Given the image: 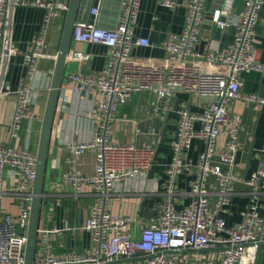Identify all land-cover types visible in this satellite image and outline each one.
<instances>
[{"label": "built area", "instance_id": "1", "mask_svg": "<svg viewBox=\"0 0 264 264\" xmlns=\"http://www.w3.org/2000/svg\"><path fill=\"white\" fill-rule=\"evenodd\" d=\"M142 0H119L117 16L108 22L100 21L97 5L80 14L73 29V41L102 44L107 47V60L102 69L71 73L77 92H96L99 105L92 110L95 127L85 141L69 144L70 171L63 181L71 184L79 194L84 186H91L96 202L91 206L83 228L91 233V246L85 250L56 251V240L73 227H38L33 264H125L124 260L142 257L146 264H185L188 252L209 250L201 264H257L260 246L264 243V153L257 169L249 177L235 171L239 150L241 116L234 110V102L241 98L247 103L264 104V97L241 91L240 72L257 70L264 73V61L258 55L257 25L264 0H245L236 20L235 38L228 52L197 48L207 0H189L182 31L170 32L165 40L166 62L141 61L132 55L137 46H150L146 36L136 35V25ZM175 7L176 0H160ZM103 4V2H102ZM18 5L40 7L44 10L39 30L30 40L24 55L27 72L16 89L6 83V72L12 49L13 12ZM68 0H0V100L15 98L16 108L10 126V136L18 137L23 118H33V88L40 67V57L50 52L47 32L51 21L64 14ZM87 13V14H86ZM73 56L81 58L82 51ZM208 63L221 64L214 70ZM155 91L170 101L177 91L195 93L205 101L199 112L182 103L178 108V124L172 136L173 156L167 167L165 198L160 213L148 220L139 236L130 229L131 219L114 213L110 197L118 182L143 175L150 169L156 148L149 143L115 141L112 121L119 107L136 91ZM196 123L200 127L196 128ZM206 144L197 162L187 157L195 137ZM225 141L220 145V140ZM90 154L93 170H81V158ZM7 167L19 172V181L12 191L19 200V214L13 215L3 207V188ZM193 169L191 183L193 199L182 208L174 201L176 182L185 171ZM37 175V155L28 148L0 143V264H25L27 227L34 183ZM209 176L216 180V190L206 186ZM243 181L251 186V203L243 211L240 222L229 226L226 212L234 194V186ZM45 192L44 196L45 197ZM44 204V203H43ZM42 204V208L44 205Z\"/></svg>", "mask_w": 264, "mask_h": 264}, {"label": "crops", "instance_id": "2", "mask_svg": "<svg viewBox=\"0 0 264 264\" xmlns=\"http://www.w3.org/2000/svg\"><path fill=\"white\" fill-rule=\"evenodd\" d=\"M175 7H168L160 0H142L141 10L136 25V35L148 37L152 45L137 46L132 55L141 61L155 60L166 62L165 40L170 32L182 31L189 0H176ZM107 7L99 19L102 22L112 21L117 16L119 0H101ZM245 0H207L202 35L197 48L201 51L214 49L228 52L235 38L236 20L244 8ZM91 0L86 1L82 13L89 12ZM44 10L36 6L18 5L13 12L12 49L6 72V83L16 89L27 67L24 55L32 37L37 33L43 19ZM87 14V13H86ZM65 13L54 18L47 32L50 52L41 55L40 67L32 83L33 118H23L18 130V137L10 136V126L16 108L12 95L0 100V143L19 148H28L37 153L42 119L46 107L47 96L51 84L56 55L58 52ZM258 38V55L264 61V5L260 11L256 28ZM75 51H82L84 56L76 58ZM108 49L97 43L73 41L65 68L61 93L54 116L50 147L48 153L45 197H43L42 213L39 225L73 227L65 230L63 236L56 240V251L64 254L68 250H85L91 246V233L83 228L91 206L96 202V194L91 186L75 193L74 187L63 181V175L70 171L69 144L73 141L88 140L95 127L92 110L100 102L99 95L88 92H77L74 83L68 80L71 73H84L100 70L107 60ZM206 66L214 70H223L221 64L208 63ZM241 91L256 93L264 97V73L251 70L240 72ZM184 103L192 111L202 110L205 101L195 93L177 91L170 100L160 98L155 91H136L121 105L112 121V138L115 141L135 143L143 146L146 143L156 148V154L149 170L143 175L120 181L110 197L111 210L131 219L130 229L139 236L141 228L152 217L158 215L163 208L167 167L173 156L172 136L178 124V108ZM234 110L241 116L242 124L239 135V150L236 154L235 171L243 177H249L257 169L260 155L264 153V104L247 103L238 98L234 102ZM196 128L200 123H196ZM225 137L220 140V145ZM205 141L201 137L192 140L187 157L197 162L200 153L205 149ZM81 170H93V158L90 154L81 158ZM196 175L193 169L185 170L177 179L176 193L173 198L178 208L191 202L193 194L191 183ZM19 181L18 170L7 167L3 188L8 192L3 198V207L13 215L19 214V200L12 191ZM206 186L216 190L214 176H209ZM251 203V186L238 181L234 186V194L228 205L226 220L229 226L240 222L243 211ZM259 203H264V194L259 195ZM259 211L264 213V208ZM262 245L260 246V250ZM260 253V251H259ZM211 253L208 250L188 252L183 255L185 264H201ZM125 264H146L142 257L124 260Z\"/></svg>", "mask_w": 264, "mask_h": 264}, {"label": "water", "instance_id": "3", "mask_svg": "<svg viewBox=\"0 0 264 264\" xmlns=\"http://www.w3.org/2000/svg\"><path fill=\"white\" fill-rule=\"evenodd\" d=\"M88 0H68V9L65 12L64 24L61 33V40L56 55V61L52 72L51 84L48 91L46 107L42 119L40 139L37 149V175L34 183L33 196L30 206V218L27 227L26 260L25 264H33L37 234L42 213L43 196L45 192V178L50 147V139L54 116L57 109L65 68L68 61L71 44L73 42V29L76 19L81 14L83 4ZM92 5L101 6V0H91ZM104 10H102L103 12Z\"/></svg>", "mask_w": 264, "mask_h": 264}, {"label": "rangeland", "instance_id": "4", "mask_svg": "<svg viewBox=\"0 0 264 264\" xmlns=\"http://www.w3.org/2000/svg\"><path fill=\"white\" fill-rule=\"evenodd\" d=\"M258 264H264V245H262L259 253Z\"/></svg>", "mask_w": 264, "mask_h": 264}, {"label": "trees", "instance_id": "5", "mask_svg": "<svg viewBox=\"0 0 264 264\" xmlns=\"http://www.w3.org/2000/svg\"><path fill=\"white\" fill-rule=\"evenodd\" d=\"M259 257V256H258ZM257 264H258V261H257Z\"/></svg>", "mask_w": 264, "mask_h": 264}]
</instances>
